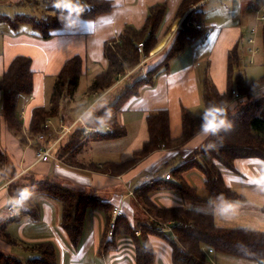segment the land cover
I'll return each instance as SVG.
<instances>
[{
    "label": "crops",
    "instance_id": "obj_1",
    "mask_svg": "<svg viewBox=\"0 0 264 264\" xmlns=\"http://www.w3.org/2000/svg\"><path fill=\"white\" fill-rule=\"evenodd\" d=\"M109 1L112 5L110 11L86 16L71 11H62V8L88 9L91 7L89 1L56 0L53 4L61 9L56 12L58 25L49 31L51 35L47 37H41L38 30L26 21L15 27L0 18V79L17 55L29 56L33 70L32 92L29 95H21L18 104L17 112L21 120V132L18 133L11 129L4 119L3 101L0 93V147L8 156V163L0 171V251L2 252L11 255L24 254L28 259L38 255V252L33 251L29 244L49 241L54 245L58 264H136L137 240L125 231L126 228L123 227L122 222L126 220L131 226L136 227L140 222L155 221L160 224L158 226L159 233L148 232L147 237L154 253L152 264H174L171 255L172 243L168 237L165 238L161 234L162 232L173 237L174 233L170 226L174 222L167 220L166 223L170 228L164 227L160 222V215L156 214L155 210L149 213L144 209L146 207L144 203L137 202L135 190L145 184L150 185L155 180L162 179L164 183L165 174L171 173L172 170L160 173L163 161L168 162L174 156H180L184 160V156L189 150L166 148L162 144L160 148L144 155L136 153L142 149L149 138L147 116L152 112L166 109L169 115L171 137L178 138L183 132L181 114L183 109L196 115L205 112V110L201 113L193 111L194 107H198L202 103L205 107L203 99L205 76L211 80L220 93H223L227 90L230 82L235 86V78L239 75L247 79H257L264 73L262 71L257 78L248 77L251 73L248 66L246 65V68L244 66L246 63H253V57L259 50L256 41L257 35L260 34L259 28L264 23H261L264 21L262 12L264 0H199L196 3L192 2L190 8L196 9L202 6L204 15L201 23L204 25V29L210 32V35L206 37L202 32L193 41L186 43L184 48L170 60L168 66L161 68L152 82L142 84L138 95L128 99L117 112V121L119 125L123 126L124 134L108 139H123L129 135L138 137L129 153L117 161H96L83 155L82 150L85 147V142H83L82 147L74 156L60 157L57 150L53 152L55 156L49 162L37 161L35 151L40 143L37 137H32L29 132L33 110L50 104L56 76L68 60L75 56L81 58L83 70L81 77L89 73V67L93 64L97 69L93 70L94 73L91 74L92 82L99 73L108 67L104 51L106 43L111 38L117 37L125 25L142 27L150 8L156 4H163L162 19L158 31H156L157 45L148 56L142 59L141 63L129 69L128 72L132 73L136 69L141 70L142 66L148 63L149 58L161 53V49L167 48L171 37L176 33V29L187 12L186 10L180 14L179 11L185 0ZM0 2L4 3L0 7V17L40 16L50 14L52 11L48 0H0ZM249 39H252L253 42L249 43ZM252 47L257 49L253 54L249 51V48ZM231 53L238 56L236 62L232 61L234 64L230 62L229 55ZM235 55L233 56L235 57ZM243 55L244 57L246 55V60L242 57ZM198 66H202V71L197 69ZM145 69L144 67V71ZM87 90L84 91L86 95H81V99H78L80 96H77L75 94L77 90L75 91L73 102L76 101L80 104H73V106L70 103L68 106L69 102L62 101L57 115L59 121L54 122L51 118L47 120L46 134L51 140L50 144L55 141L56 137L63 134L65 130L63 127H67L73 122L76 124L72 131L65 135L64 144L75 131L74 129L80 127L83 132L86 127L100 125L87 123L90 113L98 103ZM84 118L86 119L85 125L80 126L79 124ZM102 125L104 124L100 126ZM83 135L88 136L84 133ZM207 135V130L200 131L189 143L197 144ZM132 158L135 160L134 163L125 169L109 167L108 170H99L95 168V166L111 165L110 163L121 164ZM261 164L264 165V159L260 157L235 158L232 161V168L220 165V169L225 183L236 191L235 184L245 187L264 186V179L262 181L258 179L264 178V172L259 166ZM251 165H256V167H251ZM146 169L149 171L148 174L145 173ZM191 169L199 168L192 167L184 170L181 173L182 179L196 188L198 196L202 200L184 201L169 185L170 183H166L168 185L164 184L161 188L149 191L148 197L151 202L156 207L179 208L183 205L189 207L188 204L191 202L209 203L214 199L224 200L213 198L210 192L209 197H202L199 194V188L191 185L185 179V173ZM135 177H138L140 184L138 183L136 186L134 184L132 189L129 188L127 193H124L130 179ZM51 179L77 189H83L98 197L99 202L87 206L84 215H82L83 225L79 242L75 245L72 244L61 225L62 202L48 196L42 190L35 188L31 191L24 190L21 193L22 202L19 212L10 215L7 211L8 201L18 194L16 192L19 188L32 187L33 184L37 185V182ZM168 180L178 183V175L172 174ZM204 180L205 175L203 186L206 188ZM127 195L130 196L129 201ZM238 196V199L243 197L242 194ZM113 205H119L124 210V216H121L122 218L119 220L121 223L116 228V235L109 237L107 233L108 219L111 214L110 208ZM206 212L213 214L216 225L223 226L217 222L213 211ZM111 217L112 215H110V219ZM163 227L164 230H162ZM138 239L142 240L141 236ZM204 252L207 264H219L216 260H210L216 251L209 252V249L205 248ZM219 253L217 256L222 257L223 253Z\"/></svg>",
    "mask_w": 264,
    "mask_h": 264
},
{
    "label": "trees",
    "instance_id": "obj_2",
    "mask_svg": "<svg viewBox=\"0 0 264 264\" xmlns=\"http://www.w3.org/2000/svg\"><path fill=\"white\" fill-rule=\"evenodd\" d=\"M56 0H48L50 14L40 16L17 15L16 17L1 16V19L8 21L15 27L22 22H28L38 30L41 37L50 36V30L58 25L56 12L61 9L55 6ZM91 7L81 8H62V11L92 16L108 12L112 9L109 0H87ZM199 0H185L180 6V14L186 10L183 20L176 29V33L171 37L165 50V55L160 61L148 62L142 68L145 71L136 78L132 84L115 98L114 101L100 108L93 110L87 120L89 125L110 124L113 128L107 132H92L87 137L83 135L82 128H76L67 142L58 149V156H74L83 145V139L115 138L124 134L123 126L117 121V112L122 108L128 99L138 95L140 87L144 83H150L161 68H166L170 60L179 53L186 43L198 37L202 30L194 26V22H201L204 11L202 6L190 8L192 2ZM164 11L163 4H156L150 8L147 19L142 27L136 28L132 25H125L117 37H113L105 45V55L108 60V67L99 73L88 86L87 92L92 94L95 91L101 93L112 86L118 80V73L128 72L126 65L130 69L141 63L142 59L150 54V51L157 45L158 27ZM262 44L264 54V23L261 27ZM143 42L142 52L138 50V43ZM162 54V53H159ZM158 54V55H159ZM231 53V63L236 62L238 56ZM155 56V55H154ZM153 56V58H154ZM157 56V55H156ZM150 60V58H149ZM233 61V62H232ZM234 64V63H233ZM264 65V60H263ZM83 74L82 60L79 56L68 60L62 70L56 76L52 89L50 104L34 108L30 122L29 132L32 137L38 134L46 135V142L50 144L47 137V120L58 113L63 97L73 95L78 88L79 79ZM129 76V75H128ZM127 76V77H128ZM33 70L31 68V58L25 55H17L10 62L0 79V93L3 101V117L16 132H21V120L18 116V104L21 95H29L32 92ZM128 83V82H127ZM235 86L228 85L225 92L220 93L211 80L205 76L204 94L205 112L193 114L187 109L182 110L183 132L180 137H171L169 130V115L166 109L152 112L147 116L149 138L144 143L141 150L136 153L144 155L152 150L158 149L163 144L166 148H185L200 130L197 126L203 125L207 120L211 123L214 114L217 113L219 103H227L232 100V90L237 89L241 97L260 96V91L264 93V73L257 79H247L244 76L235 78ZM262 97V98H261ZM258 100L245 102L240 108H235L228 121L221 124L219 128L213 130L199 143L200 147L196 150L191 149L184 156L183 163L172 169L173 175H178V183L170 180H155L153 183L145 184L135 190V199L139 203H144L149 213L155 210L156 214L174 223L171 228L174 236L170 237L165 233L161 234L168 237L172 243V259L174 264H207L205 248L216 252H222L233 256L241 257L258 264H264V230L250 229L240 226H218L214 221L213 214L200 209L188 206L178 207H156L148 197L149 191L161 188L162 185L170 183L184 201L202 200L195 187L190 186L182 179L181 173L192 167H198L205 175V187L213 198L232 200L238 198L239 194L230 188L224 181L220 165L232 168V161L235 158L260 157L264 159V94ZM255 101V104L254 102ZM244 102V100L240 101ZM59 145V144H57ZM56 145V146H57ZM39 147V146H38ZM134 158L128 159L121 164H107L104 167L95 166L99 170H108L109 167L119 169L127 168L134 163ZM8 163V156L0 147V171ZM171 173L170 176L172 175ZM168 185V184H166ZM39 189L48 196L56 198L62 202V228L67 232L72 244L79 242V237L83 225L84 211L87 206L97 204L98 197L90 194L83 189H77L58 180H45L33 184L32 187H21L15 196L21 195L25 191ZM22 197V195H21ZM112 208V206H111ZM110 208V210H111ZM123 217V216H122ZM119 217L116 220L115 230L112 236L116 235V228L121 223ZM110 219V215H109ZM108 219V222H109ZM163 219V218H162ZM162 221V220H160ZM130 235L136 238V264H152L153 249L147 240L148 232H157L159 223L155 221L140 222L138 225L131 226L126 220L122 222ZM138 227V228H137ZM138 230V234L136 233ZM141 236L142 240L138 237ZM33 251L38 255L21 260L11 254L0 251V264H58L54 245L49 241L29 244Z\"/></svg>",
    "mask_w": 264,
    "mask_h": 264
},
{
    "label": "rangeland",
    "instance_id": "obj_3",
    "mask_svg": "<svg viewBox=\"0 0 264 264\" xmlns=\"http://www.w3.org/2000/svg\"><path fill=\"white\" fill-rule=\"evenodd\" d=\"M4 3L0 2V7H2ZM263 14H264V9L262 10ZM264 21H261V23H263ZM260 34L257 35V41H256V45L259 47V50L257 51V53L254 55L253 59V63H246L244 66L246 68V65L248 66V70L250 71L251 74L248 75V77L251 78H257L260 73H262V71H264V67H263V48H262V35H261V28H259ZM247 33V30L245 31V34ZM165 50L166 49H161V53L159 55H155L154 58H150V60L148 62H152V65H154L153 62H158L160 61V58L162 56L165 55ZM160 52V51H159ZM164 54V55H163ZM243 58H245L246 60V55L244 57V55L242 56ZM242 61V60H241ZM127 66V70L130 69V66ZM97 68H95L92 65H90L89 67V73L85 76L80 77V81H79V86L78 89H76V93L78 97V99H81L82 96L81 95H86V93L84 91L87 90V87L90 86L91 83V74H93V70H96ZM197 69L200 71H202V66H198ZM140 69H136L135 71L133 70L132 73L130 72H125V74L123 73H118V80L115 81V83L108 87L106 90L102 91L101 93H99L98 91L93 92L91 95L92 97H95L96 102H98L96 104V106H94L93 110H99L100 108L104 107L105 105L109 104L110 102L114 101L115 98L125 89L126 86H129L130 84L133 83V81L138 78L140 75H142V73L144 72V68H142L140 71ZM259 71V73H258ZM129 75V76H128ZM125 76V78H124ZM128 76V77H127ZM123 77V78H122ZM123 79V80H122ZM128 82V83H127ZM120 83V84H119ZM119 84V85H118ZM235 90V89H234ZM237 91V90H236ZM263 90L260 91V96H262L264 93H262ZM233 94V93H232ZM239 94V92H238ZM258 96V97H260ZM255 98H247V97H241L240 94L238 97H236L235 95H233L232 100H229L227 103H219V105L217 106V113L214 114V116L212 117L215 118L213 121H211V123H208L210 121L207 120L206 123L204 122V124L201 126H197V128L200 131H205L207 130L208 134L210 133L211 128H209V125H212V129L215 130L217 128H219V126L221 124L226 123L229 119V117L233 114L234 111H237L235 108L237 107H241L245 102H249L251 100H258ZM262 98V97H261ZM74 99V94L73 95H69V96H65L63 97V101L66 103H68V106L70 105V103L73 105H77L80 103H76V101L73 102ZM244 100V102H240ZM255 101L254 104H255ZM73 105V106H74ZM205 110L204 104L202 103L201 105H199L198 107H194L193 111L194 113H201ZM60 111V108L58 109V113ZM58 113L52 117V121H59L58 120ZM50 119V118H49ZM67 119V118H66ZM85 121L86 119L84 118V120L82 119V121L80 122V126L85 125ZM59 124V122H58ZM78 126V125H77ZM75 130V129H74ZM199 131V132H200ZM135 133V132H134ZM89 134V133H88ZM86 134V135H88ZM37 137V136H36ZM134 136H126V138L123 139H90L87 140L86 138L83 139L84 143V149L82 150V153L84 156L86 157H90V159H94L96 161H107V160H111V161H117L119 160L121 157H124L125 155H127L129 153V151L131 150V147H134V143H136V139L138 137ZM55 140V139H54ZM53 140V141H54ZM64 140L59 141L57 144L59 145H55L53 152H56L59 147L61 146L60 143L64 144ZM134 141V142H133ZM38 142V141H37ZM40 143V142H39ZM41 145V143L39 144V146ZM201 144H195L192 143L190 144V146L187 145V147H185V149H188L191 151V149L196 150L198 147H200ZM184 149V150H185ZM187 150V151H188ZM127 153V154H126ZM123 155V156H122ZM36 156V155H35ZM55 156V155H54ZM50 161V160H49ZM48 161V162H49ZM183 159L180 156H174L173 158H171L168 162L163 161L161 167H160V173L163 171H171L172 169L178 167L181 163H182ZM52 162V161H51ZM161 163V161H160ZM256 165H251V167H253ZM261 168V171L264 172V165L261 164L259 165ZM146 174L149 173V171L146 169L145 171ZM203 172L200 169H191L189 171H187L185 173V179L193 186H197L199 188V194L202 197H209L210 193L209 191L204 188L203 186ZM259 180H263L264 178H258ZM138 183L140 184V182H138V177L132 178L130 179V182H128V186L127 189L124 190V193H127V191L129 190V188H133V185L135 184L138 185ZM236 186H234V189H236L238 194H242L243 197L241 199H232V200H218V199H214L209 203H189V207H194L200 210H205V211H213L215 213V217L217 222L220 225L223 226H241V227H246V228H250V229H258V230H264V186L258 185L257 187H245L239 184H235ZM119 192L122 193L121 190L118 189ZM103 195H105L102 192ZM128 198L127 200H130V196L127 195ZM125 196V197H127ZM163 218V219H162ZM160 222H162L163 226L165 227L167 225L166 223V219L164 217L160 218ZM110 222V220H109ZM108 222V225H109ZM170 233V232H169ZM168 233V234H169ZM212 254V253H211ZM217 254H220L219 252H215L212 254V257H210V260H216V262H218L219 264H258L255 261H250L248 259H243L241 257H236L230 254H226L223 253V256H217ZM15 255V254H13ZM18 256L21 260H25L27 259V256L24 254L21 255H15Z\"/></svg>",
    "mask_w": 264,
    "mask_h": 264
},
{
    "label": "built area",
    "instance_id": "obj_4",
    "mask_svg": "<svg viewBox=\"0 0 264 264\" xmlns=\"http://www.w3.org/2000/svg\"><path fill=\"white\" fill-rule=\"evenodd\" d=\"M194 26L196 29L198 30H202V32H204V36H209L210 32L204 29V25L201 22H194ZM249 43H252L253 40L249 39L248 40ZM142 48H143V42L138 43V50L140 52H142ZM249 51L253 54L257 51V49L255 48H249ZM233 95H235L236 97L239 96L238 92L236 90H232ZM76 122H73L72 124H70L67 127H63L65 128V130L63 131V134L61 136H58L55 138V141L52 144H48L46 142V135L45 134H38L37 135V139L39 140V142L41 143V145L36 148L35 151V155H36V160L37 161H49L50 159H52L53 155V146H55L59 141H62L65 137V135L70 131H72L73 127L75 126ZM101 125V124H100ZM96 125V126H90V127H86L83 130L84 134H88V133H92V132H107V131H111L112 127L110 125ZM62 128V130H63ZM171 176L169 173L165 174V179H170ZM21 202H22V197L21 195H17L14 196L12 198H10V200L7 203V211L10 215H15L19 212L20 207H21ZM112 217L110 219L109 225H108V235L109 237L113 235L114 232V228L116 226V220L117 218L124 216V210H122V208L119 205H113L111 208V214ZM166 228H170L169 225L167 224L165 226ZM162 230H164V227L162 228ZM137 234L139 233L138 230L136 232ZM213 250L210 248L209 252H212Z\"/></svg>",
    "mask_w": 264,
    "mask_h": 264
},
{
    "label": "snow or ice",
    "instance_id": "obj_5",
    "mask_svg": "<svg viewBox=\"0 0 264 264\" xmlns=\"http://www.w3.org/2000/svg\"><path fill=\"white\" fill-rule=\"evenodd\" d=\"M213 126L212 125H209V128H212Z\"/></svg>",
    "mask_w": 264,
    "mask_h": 264
}]
</instances>
